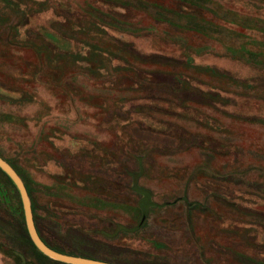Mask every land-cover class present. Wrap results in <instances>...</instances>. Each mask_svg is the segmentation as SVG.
Segmentation results:
<instances>
[{"label": "rangeland", "instance_id": "obj_1", "mask_svg": "<svg viewBox=\"0 0 264 264\" xmlns=\"http://www.w3.org/2000/svg\"><path fill=\"white\" fill-rule=\"evenodd\" d=\"M0 157L63 254L264 264V0H0ZM22 215L0 171V264H64Z\"/></svg>", "mask_w": 264, "mask_h": 264}, {"label": "water", "instance_id": "obj_2", "mask_svg": "<svg viewBox=\"0 0 264 264\" xmlns=\"http://www.w3.org/2000/svg\"><path fill=\"white\" fill-rule=\"evenodd\" d=\"M0 170L9 178V180L12 182L14 187L19 193L22 209H23V215L25 220V226L28 233V236L34 245V247L44 256L49 258L50 260L64 263V264H111L107 262H101L97 260L92 259H86L81 258L77 256H70L66 255L60 252H57L51 248H49L39 237L35 224L33 219V213H32V207L30 198L28 195V192L25 188V185L19 175L16 173V171L12 168V166L7 163L3 158L0 157ZM139 175L134 176L133 180V186L132 188L134 191L139 192L142 194L143 200L141 202V205L147 201V199L150 198L149 194L141 189L137 188V179ZM143 213L146 215V207L143 206Z\"/></svg>", "mask_w": 264, "mask_h": 264}, {"label": "trees", "instance_id": "obj_3", "mask_svg": "<svg viewBox=\"0 0 264 264\" xmlns=\"http://www.w3.org/2000/svg\"><path fill=\"white\" fill-rule=\"evenodd\" d=\"M1 171V170H0ZM2 172V171H1ZM3 173V172H2ZM4 174V173H3ZM5 175V174H4ZM6 176V175H5ZM6 178L9 180V178L6 176ZM9 182L12 184V182L9 180ZM23 216V215H22ZM34 219V218H33ZM34 224H35V221H34ZM35 227H36V224H35ZM36 230H37V233H38V235H39V237L41 238V240L49 247V248H51V249H53V250H55V251H57V252H60L61 253V251H60V249L59 248H57V247H55V246H53V245H51V244H49L43 237H42V235L40 234V232H39V230H38V228L36 227ZM27 241L29 242V244L31 245V247L35 250V251H37V253L39 254V255H41L43 258H46V259H48V260H50L49 258H47L46 256H44V255H42L35 247H34V245L32 244V242H31V240H30V238H29V236L27 235ZM157 247H160V248H162V247H164L162 244L161 245H158Z\"/></svg>", "mask_w": 264, "mask_h": 264}]
</instances>
